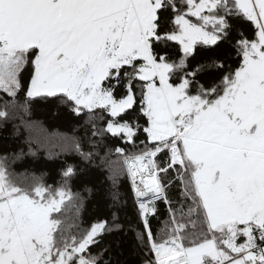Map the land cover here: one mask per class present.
<instances>
[{
    "label": "snow or ice",
    "instance_id": "snow-or-ice-1",
    "mask_svg": "<svg viewBox=\"0 0 264 264\" xmlns=\"http://www.w3.org/2000/svg\"><path fill=\"white\" fill-rule=\"evenodd\" d=\"M0 103L71 119V136L22 120L50 155L122 157L95 193L108 218L74 234L77 164L58 189L18 187L0 164V264H121L130 233L143 264H264V0H0Z\"/></svg>",
    "mask_w": 264,
    "mask_h": 264
},
{
    "label": "trees",
    "instance_id": "trees-1",
    "mask_svg": "<svg viewBox=\"0 0 264 264\" xmlns=\"http://www.w3.org/2000/svg\"><path fill=\"white\" fill-rule=\"evenodd\" d=\"M239 31H243L248 35L252 33V26L243 24L239 27ZM229 63H232L230 60ZM7 99V97H4ZM0 111H6V118H0V164H3L9 178L16 183L18 187L26 188L35 185L37 182L43 183L52 189H58L62 184V170L65 162L75 163L79 166L81 174L69 182L67 190L74 196L81 195L84 197L83 208L79 217L76 215L75 208L71 201L65 199L66 210L63 219L70 233H76L79 228H87L96 222L97 217L108 218V208L95 193L102 192L111 185V171L109 164L122 160L114 151L105 156V152L100 153L101 158H97L93 164L85 165L80 162V158L75 154L73 146L65 144L63 147H54L51 149V155L48 148H39L35 141L29 144V132L23 126L22 120L32 119L40 120L49 131H59L68 136L73 135L74 124L70 118L54 119L41 109H36L31 116H26L24 112L8 104L5 106L0 103ZM142 122V121H141ZM81 123V122H77ZM76 135L83 136L82 131ZM143 139V136H141ZM115 146H123L119 140L112 141ZM139 143V141H137ZM85 148L88 145L85 143ZM29 147L37 152L36 156L28 154ZM129 151H134L128 146ZM23 152V158L17 159V155ZM121 190L127 195L126 214L122 216L127 221L135 224V207L133 204L134 196L131 194V182L126 175L120 177ZM179 188L175 191L179 192ZM159 218L153 220V230H160L161 233L168 227L166 221L169 213L165 210V205L160 203ZM79 226V228L77 227ZM102 245L106 241L101 242ZM135 235L130 233L124 241L125 254L120 257L121 264H143V254H137L133 251L135 248ZM98 249H94L96 251Z\"/></svg>",
    "mask_w": 264,
    "mask_h": 264
}]
</instances>
